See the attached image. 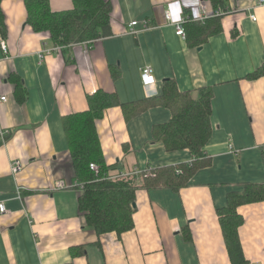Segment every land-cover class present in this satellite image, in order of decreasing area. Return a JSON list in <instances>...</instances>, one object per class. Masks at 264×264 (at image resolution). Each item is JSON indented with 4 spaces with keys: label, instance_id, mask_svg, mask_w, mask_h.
<instances>
[{
    "label": "crops",
    "instance_id": "crops-1",
    "mask_svg": "<svg viewBox=\"0 0 264 264\" xmlns=\"http://www.w3.org/2000/svg\"><path fill=\"white\" fill-rule=\"evenodd\" d=\"M110 1L112 34L49 53L57 45L26 23L25 0L1 2L8 52L0 48V132L9 137L0 144V202L8 207L0 213V264H232L218 210L232 192L264 183V76L247 77L264 62V3L251 9L253 0H226L229 13L195 39L194 24L206 21L194 19L200 0ZM50 5L65 11L74 1ZM166 11L173 20L190 19L189 41ZM144 19L150 28L127 33L131 21ZM147 65L153 85L142 81ZM169 79L194 97L200 88L213 89L212 136L204 148L210 163L178 189L139 187L133 227L99 234L79 207L83 183L63 119L88 111V94L114 93L126 111L112 106L96 121L111 172L189 163V149L170 151L153 137L154 127L173 117L158 99ZM16 159L23 167L14 174ZM238 212L245 264H264V200Z\"/></svg>",
    "mask_w": 264,
    "mask_h": 264
},
{
    "label": "trees",
    "instance_id": "trees-1",
    "mask_svg": "<svg viewBox=\"0 0 264 264\" xmlns=\"http://www.w3.org/2000/svg\"><path fill=\"white\" fill-rule=\"evenodd\" d=\"M0 0V34L6 35L4 13ZM74 8L65 11H53L50 0H25L28 17L26 23L37 32L48 33L57 46H69L75 43L91 42L112 34L111 20L113 6L110 0H73ZM214 8L223 7L226 0H210ZM211 17L205 23H195V39L210 33ZM188 23V22H187ZM185 24L186 39L191 34ZM198 44L197 41H193ZM119 75V70H113ZM264 76V62L247 75L256 79ZM193 93L178 90L175 82L166 80L164 92L158 96L161 103L173 110L172 119L153 129L154 141H161L168 150L189 149L193 159L189 163H180L160 168H148L140 174L125 178H109V167L103 162L96 121L104 115L107 108L120 105L125 111L128 104L122 103L116 94L97 90L88 94L90 109L74 113L63 119L67 133L71 157L77 177L83 183V192L79 198V207L86 217L87 225L99 234L116 231L121 233L133 227V212L136 205V190L141 186H171L178 189L188 183L199 169L210 163L205 155V146L212 136V87ZM9 137L0 132V144ZM264 158V148H263ZM100 166L96 175L91 164ZM264 200V183H248L242 192H232L226 207L219 209L224 239L232 264H245V257L239 227L243 217L238 212L240 205Z\"/></svg>",
    "mask_w": 264,
    "mask_h": 264
},
{
    "label": "built area",
    "instance_id": "built-area-1",
    "mask_svg": "<svg viewBox=\"0 0 264 264\" xmlns=\"http://www.w3.org/2000/svg\"><path fill=\"white\" fill-rule=\"evenodd\" d=\"M264 3V0H253V4L251 6V9H256L260 5ZM198 14L194 18L197 21H205L208 18L211 17H219L223 16L227 13H229V10L223 8V7H218V8H211L209 7V4L205 0H200L199 5H198ZM166 19L172 23L176 29V33L178 36L182 38H186V30H185V24L190 20L188 17L183 16L178 20H173L172 14L170 11H166L165 13ZM251 18L256 21L257 20V15L256 13H251ZM151 27L150 21L148 19H144L142 21L139 20H133L131 21L127 28L126 31L127 33L134 34L136 35L140 31L146 30ZM0 48L4 53L8 52V43L6 39L0 35ZM61 46H55L53 49H47L45 52L49 53L53 50H60ZM42 56V55H41ZM141 77L142 81L145 85H153L156 83V78L153 73V68L150 65H147L143 67L141 71ZM1 99L6 100V97L3 96ZM2 136L6 135L7 133L5 131H1ZM22 163L16 159L11 163V170L14 174L19 173L22 170ZM91 169L93 172L98 175L100 173V166L97 163H92L91 164ZM143 170H140L139 168H131L127 170H120L116 169V172H111L109 170L108 177L109 178H125V177H130L134 175H138L142 172ZM8 211V207L4 201L0 202V213H5Z\"/></svg>",
    "mask_w": 264,
    "mask_h": 264
}]
</instances>
